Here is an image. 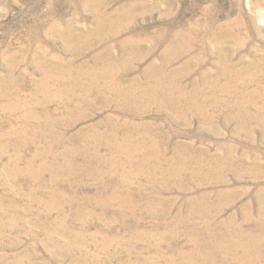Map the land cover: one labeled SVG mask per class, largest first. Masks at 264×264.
<instances>
[{"label":"rangeland","instance_id":"1","mask_svg":"<svg viewBox=\"0 0 264 264\" xmlns=\"http://www.w3.org/2000/svg\"><path fill=\"white\" fill-rule=\"evenodd\" d=\"M0 264H264V0H0Z\"/></svg>","mask_w":264,"mask_h":264}]
</instances>
